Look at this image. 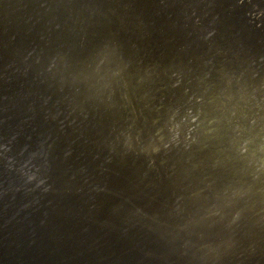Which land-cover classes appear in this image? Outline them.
Here are the masks:
<instances>
[{"label": "bare ground", "instance_id": "1", "mask_svg": "<svg viewBox=\"0 0 264 264\" xmlns=\"http://www.w3.org/2000/svg\"><path fill=\"white\" fill-rule=\"evenodd\" d=\"M4 258L264 264V0H0Z\"/></svg>", "mask_w": 264, "mask_h": 264}, {"label": "water", "instance_id": "2", "mask_svg": "<svg viewBox=\"0 0 264 264\" xmlns=\"http://www.w3.org/2000/svg\"><path fill=\"white\" fill-rule=\"evenodd\" d=\"M58 1V0H57ZM221 10V9H220ZM60 19H63V17H61ZM59 19V20H60ZM115 52H113V54H114ZM129 55V54H128ZM125 60H127V58H125ZM39 60H37V62H38ZM119 67V66H118ZM120 68L121 69H123V67H122V65H120ZM125 70V69H124ZM126 72V71H125ZM130 86H131V84H130V81L129 82H127V84H126V88L128 89V91L130 90L131 91V89H130ZM132 92V91H131ZM146 101H147V103L149 104V103H151V100H150V96L148 95V97H146ZM69 114H68V117L67 118H69V119H72L73 118V120H75L76 121V119H77V117H73V113L77 110V106L76 107H74V108H72V104L69 106ZM151 109H149L148 111H150ZM67 112H68V110H67ZM140 114V113H139ZM140 117H139V121H142L143 120V117H142V114H140L139 115ZM142 117V118H141ZM121 121H122V118L120 119ZM126 122H123V123H127L128 124V122H127V120H125ZM113 128V127H112ZM10 132V131H9ZM115 133V131H111V132H109V133H106V134H104L105 136H107V138L105 137V136H102V143H101V145H103V144H105V142H107V141H110L111 139H113V138H115V137H117L118 135H115V136H113V134ZM131 133H133V131L131 132ZM157 133V132H156ZM77 135H78V132H77ZM16 136V135H15ZM14 136V137H15ZM13 137V138H14ZM74 138V135L71 137V139L70 140H72ZM77 138H79V135L77 136ZM106 138V139H105ZM138 141V140H137ZM71 143H73V142H71ZM6 159V158H5ZM7 163H10L11 165L10 166H12V167H14V161H7ZM6 167H7V165H6ZM37 230V229H36ZM66 243H69V244H71V245H74L75 244V242H73V241H69V240H66L65 241ZM84 252H85V250H84ZM85 256H86V254H85ZM4 262H6V258H4V259H2V264H4Z\"/></svg>", "mask_w": 264, "mask_h": 264}]
</instances>
